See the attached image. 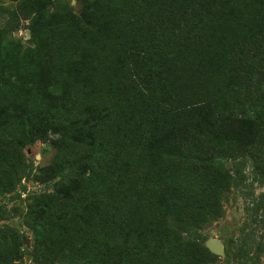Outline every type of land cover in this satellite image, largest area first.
I'll use <instances>...</instances> for the list:
<instances>
[{
  "label": "trees",
  "instance_id": "obj_1",
  "mask_svg": "<svg viewBox=\"0 0 264 264\" xmlns=\"http://www.w3.org/2000/svg\"><path fill=\"white\" fill-rule=\"evenodd\" d=\"M10 1L0 197L27 175L24 147L55 136L37 175L53 190L23 211L34 259L213 261L191 233L222 213L233 168L264 175V0ZM23 19L28 46L8 36ZM20 237L0 225V264H22Z\"/></svg>",
  "mask_w": 264,
  "mask_h": 264
},
{
  "label": "rangeland",
  "instance_id": "obj_2",
  "mask_svg": "<svg viewBox=\"0 0 264 264\" xmlns=\"http://www.w3.org/2000/svg\"><path fill=\"white\" fill-rule=\"evenodd\" d=\"M57 1L69 3L73 8L77 6L76 0ZM14 6L15 1L0 0V26L7 14L2 9H13ZM27 23L21 20L18 29L8 33L9 37L21 41L24 46L31 44ZM54 138V135H50L45 142L36 141L24 147L23 152L29 163L27 175L13 193L0 197V213L4 215L0 225L9 224L20 232L22 264H40L33 257L34 235L23 221V211L27 199L53 190L57 178L41 182L37 175L40 167L48 164L55 153ZM231 165L229 161L227 166ZM232 173V184L221 198L222 213L208 220L190 236L196 237L199 244L205 247L212 239L221 241L222 253L215 254L217 257L206 264H264V175L253 169L251 160L237 169L233 168ZM56 264L66 262L59 261Z\"/></svg>",
  "mask_w": 264,
  "mask_h": 264
},
{
  "label": "water",
  "instance_id": "obj_3",
  "mask_svg": "<svg viewBox=\"0 0 264 264\" xmlns=\"http://www.w3.org/2000/svg\"><path fill=\"white\" fill-rule=\"evenodd\" d=\"M26 241V240H25ZM207 247L208 249L216 254V255H220L222 253V243L219 239H212L211 241H209V243H207Z\"/></svg>",
  "mask_w": 264,
  "mask_h": 264
}]
</instances>
